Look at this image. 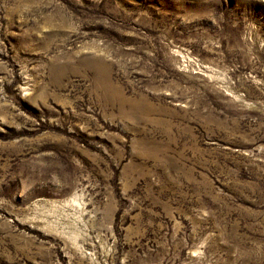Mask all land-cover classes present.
Listing matches in <instances>:
<instances>
[{
	"label": "rangeland",
	"instance_id": "rangeland-1",
	"mask_svg": "<svg viewBox=\"0 0 264 264\" xmlns=\"http://www.w3.org/2000/svg\"><path fill=\"white\" fill-rule=\"evenodd\" d=\"M0 264H264V0H0Z\"/></svg>",
	"mask_w": 264,
	"mask_h": 264
}]
</instances>
